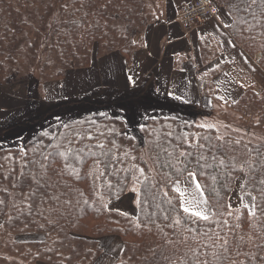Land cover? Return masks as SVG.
<instances>
[{
  "label": "trees",
  "instance_id": "1",
  "mask_svg": "<svg viewBox=\"0 0 264 264\" xmlns=\"http://www.w3.org/2000/svg\"><path fill=\"white\" fill-rule=\"evenodd\" d=\"M156 1L0 0V88L8 84L5 72H8L9 66L16 65L17 57L19 69L24 43L28 44V49L36 57V52L46 37L50 54L46 56L44 66L52 67L54 72L51 77L57 80H62L68 71L90 68L94 54L102 58L120 53L127 64L131 63L140 47L138 38L152 22L150 9ZM215 1L231 16L232 23L228 30L236 43L253 58L261 54L258 64L264 73V2L257 0V5L254 6L256 15L253 19L251 14L246 15L242 12L238 16L234 13L227 7L229 0ZM240 16L249 23H242ZM20 72L18 70V76ZM214 79L215 75L200 78L199 91L202 94L215 95L217 88ZM167 105L171 103L163 104V108ZM177 106L166 107L170 109L168 115L144 120L140 128L144 143L128 135L124 119L108 117L100 113H87L64 123L47 124L44 131L23 145L10 144L8 142L10 135L3 133L0 137V168L3 164L1 160L5 159L8 153H18V156L24 158L25 163L32 160L40 161L41 151L47 155L52 151V145L64 141L65 135L71 136L89 129L96 139L74 141L73 147L102 142L106 150L119 156L122 163H115L114 167L105 169L102 165H97L94 158H86L83 163H77L69 153L68 162L79 174L77 178L68 171L62 176L58 175L57 173L63 169L65 160L62 157L56 158L50 164L48 175L52 181L58 182L57 187L52 191L59 195L60 199L49 200L43 204L40 203L39 197L34 201H26L27 186L13 187L11 176L8 179L10 184L7 182L5 185L6 181H1V177L0 200L4 203L0 204V228L17 232L18 236L25 233L42 235L43 240L20 243L22 246L31 247L33 250L29 255L45 264H94L103 256L102 241L107 238H116L122 245L119 256L114 258V264H171L176 259V255L185 251L186 246L180 245L177 250L176 247L166 243L168 237L164 233H168L170 237L172 230L166 227L169 221L164 219L169 205L163 197V191L168 192V198L174 203L178 194L162 181L159 187L163 191L152 187L160 180L157 175L160 169L151 158L156 151L155 145L162 144L169 132L173 136L187 135L193 141L197 136L210 135L214 143H218L215 137L219 135L216 128L198 127L199 120L206 116L203 111L189 106ZM228 108L244 124L254 122L258 128L264 129V91L258 93L248 90L238 102L229 103ZM182 112L186 114H181ZM65 124L69 127L65 128ZM100 133L103 135H99ZM225 139L240 141L239 145L233 143L230 149H225V158L236 156L241 161L247 160L250 163L264 165L263 142L248 143L230 135ZM46 145L49 146L47 149H45ZM143 147L147 151L148 159L142 155ZM257 149L262 154L259 157L256 155ZM95 151L99 154L100 150L95 149ZM24 152L27 153L26 157L23 156ZM125 153L128 154L127 157ZM206 155L210 157L211 153ZM132 157L137 159L132 160ZM100 159L105 158L101 156ZM133 164L144 168L149 177V181L139 183L140 203H137L136 216L109 207L112 202L128 194L131 174L126 173L124 169L131 168ZM30 167L38 169L39 165H30ZM20 173L18 166L16 180L20 178ZM209 173L210 175L197 179L205 187L204 196L211 206L218 212L224 213L223 217L218 218L227 219L234 229L232 259L237 264L241 261L244 264H264V213L258 210L257 220L250 217L246 209L240 208V212H237L236 209L231 208L233 215L228 216L230 198L238 179L226 180L221 175L218 181L214 182L211 175L217 173L211 170ZM125 175L129 176L128 181L124 180ZM232 175L238 178L241 173L236 171ZM250 176L255 179L249 180V190L256 184L257 179L264 176V167L258 166ZM109 183L112 188H109ZM121 187L123 191H120ZM4 189H7V192ZM241 192L245 193L242 189ZM252 195L257 197L258 203L264 204L259 191H252ZM153 196L156 199H153ZM30 202L31 209L28 207ZM171 214L175 215L174 212ZM180 235L187 233H178L176 239H179ZM241 236L244 238L243 242L239 240ZM189 244L192 247L196 246L192 241H189ZM237 250L255 255L256 259H250L243 254L236 256ZM20 255L23 256V253ZM226 264L230 262L226 261Z\"/></svg>",
  "mask_w": 264,
  "mask_h": 264
},
{
  "label": "rangeland",
  "instance_id": "2",
  "mask_svg": "<svg viewBox=\"0 0 264 264\" xmlns=\"http://www.w3.org/2000/svg\"><path fill=\"white\" fill-rule=\"evenodd\" d=\"M36 53L35 57L28 49V44L24 43L19 69L17 57L16 65L9 66L8 72H5L8 84L0 88V120L4 119V122H0V137L3 133L10 135L8 138L10 144L23 145L44 131L47 124L64 123L87 113H100L124 119L128 135L144 143L143 135L140 133L144 120L165 116L170 112V109L163 108L156 94L142 89L133 91L131 86L137 80L135 72L122 74L117 67L107 66L114 62L102 63L103 68L99 72L94 69L95 66L89 71H84L86 68L68 71L62 80H57L51 77L54 72L52 67L44 66L45 58L50 54L47 37L43 39ZM122 68L125 69L124 66ZM18 70L21 71L19 76ZM113 77L118 79L117 84L113 82L115 81ZM150 81L151 79H148V83ZM201 111L206 113V116L199 120L198 125H213V121H209L208 117L215 114L208 115L210 110ZM217 113L221 115L219 126H216L219 135L236 136L248 143H264V129L258 128L254 122L244 124L228 107L218 108ZM141 151L148 159L146 149L143 147ZM5 159L1 160L3 164L0 168V178L2 177L1 181H6L7 185L10 176L11 182L16 180L18 166L21 172V166L25 161L18 153H8ZM139 187V184H136L137 191L133 192L131 184L128 194L112 202L110 209L136 216ZM238 190L233 191L231 202ZM17 234L0 228V264H45L29 255L33 250L31 247L22 246L20 243L40 241L44 239L43 236L37 233L19 236ZM113 239L116 242H109V239L102 241L103 256L94 264H114V258L119 256L122 245L118 239ZM20 253H23V256Z\"/></svg>",
  "mask_w": 264,
  "mask_h": 264
},
{
  "label": "snow or ice",
  "instance_id": "3",
  "mask_svg": "<svg viewBox=\"0 0 264 264\" xmlns=\"http://www.w3.org/2000/svg\"><path fill=\"white\" fill-rule=\"evenodd\" d=\"M207 2L212 3L213 0H207ZM256 5L257 0H229L227 7L232 9L238 16L243 12L246 15L251 14L253 19H255L254 6ZM212 12L214 15L221 14V6L216 5L212 9ZM239 18L242 23H249L243 16ZM176 99H180V97H176ZM64 127L68 128L69 125L65 124ZM198 127L211 129L215 128V125L200 124ZM99 135H103V133ZM85 139L89 141L96 139L91 129L83 133L77 132L71 136L65 135L64 141L52 145V151L48 152L47 155L41 151L40 161L32 160L22 164L20 178L14 181L13 187L27 186L26 201H34L37 197H39L41 204L47 203L49 200L58 201L60 199L59 195L52 191V189L57 187L58 182L52 181L48 175L50 164L56 158L62 157L65 160L63 169L57 173L58 175L62 176L65 171H68L76 175L77 178H79V174L74 171L73 165L68 162L69 153L72 154L73 159L77 163H83L86 158H94L97 165H102L105 169L114 167L115 163H122L119 156H115L110 150H106L105 144L102 142H98L95 145H84V147H73L74 141ZM215 141H218V143H214L213 137L210 135L197 136L193 141L187 135L173 136L169 132L167 133V139L162 144L155 145L156 151L151 158L160 169L157 173L160 180L157 181V184L152 185V187L157 188L158 191H163L159 187L162 181L171 187L173 192L178 194L174 203L172 199L168 198V192L163 191V197L169 205V210L166 212L164 219L165 221H169L166 227L172 230V236L170 237L168 233H164L168 237L166 243L176 247L177 250L180 245L186 246L185 251L182 254L176 255V259L171 264H177V262L179 264H226V261L230 262V264H237L232 259L231 252L232 239L235 235L234 229L229 225L227 219L218 218L223 217L224 213L218 212L211 206L204 196L205 187L197 179L198 177L210 175L209 170L217 173V175H211V179L214 182L218 181L221 175L226 180L239 179L242 182L239 186L244 190L245 195L240 197V204L242 209L248 211L250 217L258 220V210L264 213V204L258 203L257 197L252 195V191H259L261 198L264 199V176L257 179L256 184L252 185L251 190H249V180L255 179L250 174L255 172L258 166L264 167V165L250 163L247 160L241 161L236 156L225 158V149H230L233 143L239 145V140L233 142L225 139L224 136L217 135ZM48 147L46 145L45 149ZM95 149L100 150L99 154H97ZM206 153H211V156L209 157ZM127 155L125 153L126 157ZM256 155L258 157L262 155L258 149ZM23 156L26 157L27 153L24 152ZM101 156L105 159L101 160ZM136 159L137 157H132V160ZM37 164L39 165L38 169L30 167V165ZM245 168H247V172H245ZM124 171L131 174L130 182L132 184L131 191L133 192L137 191L136 184L149 181L145 169L138 164H133L131 168L124 169ZM236 171L241 173V176L238 178L232 175ZM5 178L7 179L8 177ZM124 180L128 181L129 176L125 175ZM112 187L109 183V188ZM123 190V187H121L120 191ZM4 191L7 192V189H4ZM245 196L247 197V201L245 200ZM153 199H156V197L153 196ZM3 203L4 201L0 200V204ZM137 203H140V201L138 200ZM28 207L31 209V202L28 204ZM228 207V216H232L231 205ZM240 210V208L236 209L237 212H240ZM173 212L175 215L171 214ZM236 227H239V225H236ZM178 233H187V235H180V238L176 239ZM239 240L243 242V236L239 237ZM189 241L195 243L196 246L192 247ZM242 254L250 259H256L255 255L241 253L239 250L235 253L236 256ZM240 264H244V262L241 261Z\"/></svg>",
  "mask_w": 264,
  "mask_h": 264
},
{
  "label": "crops",
  "instance_id": "4",
  "mask_svg": "<svg viewBox=\"0 0 264 264\" xmlns=\"http://www.w3.org/2000/svg\"><path fill=\"white\" fill-rule=\"evenodd\" d=\"M191 1L193 0H157L150 9L152 22L138 38L140 47L131 63L127 64L120 53L102 58L95 55L92 66L84 71L95 66L94 69L99 72L103 68L102 63L114 62L107 66L117 67L122 74L135 72L137 80L131 86L133 91L142 89L156 94L162 105L171 103L166 107L182 105L210 110L208 115H215L208 117L209 121H213L218 129L216 126L221 121L218 108L235 103L248 90L258 93L264 91V73L258 64L261 55L251 57L231 37L228 28L232 18L223 8L217 18L185 30L181 26L179 14ZM214 75L217 93L202 94L198 80ZM113 78V82L117 84L118 79ZM148 79H151L149 83ZM0 122H4V119ZM238 181L240 180H237L235 189L239 190L230 201L233 209L241 208L240 197L245 195L239 186L242 182ZM245 200L247 201L246 197ZM107 239L109 242L115 241Z\"/></svg>",
  "mask_w": 264,
  "mask_h": 264
},
{
  "label": "built area",
  "instance_id": "5",
  "mask_svg": "<svg viewBox=\"0 0 264 264\" xmlns=\"http://www.w3.org/2000/svg\"><path fill=\"white\" fill-rule=\"evenodd\" d=\"M216 5L214 1L209 3L207 0H194L187 4L180 13L182 26L185 29H190L192 26L216 17L217 15L212 12Z\"/></svg>",
  "mask_w": 264,
  "mask_h": 264
}]
</instances>
